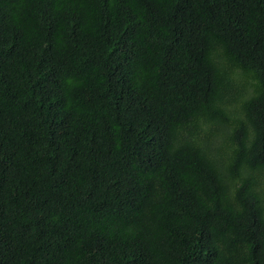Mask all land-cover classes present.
I'll return each instance as SVG.
<instances>
[{
  "label": "trees",
  "instance_id": "1",
  "mask_svg": "<svg viewBox=\"0 0 264 264\" xmlns=\"http://www.w3.org/2000/svg\"><path fill=\"white\" fill-rule=\"evenodd\" d=\"M0 264H264V0H0Z\"/></svg>",
  "mask_w": 264,
  "mask_h": 264
}]
</instances>
